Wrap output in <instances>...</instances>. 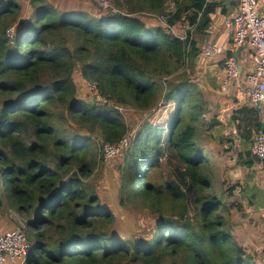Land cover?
I'll use <instances>...</instances> for the list:
<instances>
[{
    "label": "trees",
    "instance_id": "16d2710c",
    "mask_svg": "<svg viewBox=\"0 0 264 264\" xmlns=\"http://www.w3.org/2000/svg\"><path fill=\"white\" fill-rule=\"evenodd\" d=\"M108 1L93 12L0 0V217L8 209L26 217L25 264H264L258 229H249L250 249L242 227L243 198L262 210L264 190L251 176L215 187V161L201 142L234 150L232 136L189 72L200 50L191 30L209 29L223 0ZM143 12L162 15L166 26L148 25ZM78 70L96 86L91 103L78 98ZM121 108L140 112L133 138ZM64 114L76 129H64ZM240 129L249 135L245 123ZM94 134L129 139L118 156L119 197L151 221L145 237L113 231L115 216L90 183L103 154ZM251 152L238 154L242 167H254ZM166 156L179 164L180 181L162 175Z\"/></svg>",
    "mask_w": 264,
    "mask_h": 264
},
{
    "label": "rangeland",
    "instance_id": "374dc122",
    "mask_svg": "<svg viewBox=\"0 0 264 264\" xmlns=\"http://www.w3.org/2000/svg\"><path fill=\"white\" fill-rule=\"evenodd\" d=\"M19 3H24L27 0H17ZM52 3L57 4L58 6H62L66 11L72 10H86V11H99L104 8L109 7L110 1L108 0H50ZM78 1L82 2L85 7L83 9L78 8ZM122 1V0H120ZM167 11H171L173 8L169 5ZM259 7L257 11L259 12ZM26 16L28 17L30 14L29 6L25 9ZM138 16H142L148 25H165L166 22L162 15H155L148 12L138 13ZM15 28H12L14 30ZM187 30V29H186ZM174 33L180 36H184L185 30L181 28H174ZM192 33V32H191ZM185 37V36H184ZM194 69H190L189 72L193 75V79L199 86L202 87L204 91L212 92V88L205 83L203 70L199 68V65L196 63ZM251 66L253 67V57H250ZM75 84L78 88V98L84 102L91 103V99H93V95L95 93L92 91L91 84L87 83L82 79L81 72L78 70L75 72L74 76ZM94 85V84H93ZM213 96V95H212ZM97 98V97H96ZM102 103V101H100ZM105 103V102H103ZM220 105V104H219ZM264 108V104L261 105ZM126 123L129 125H133V129L130 130V137L133 138L136 135L137 127L140 123L139 117L140 112L134 109H120ZM221 109L217 111V117L220 116ZM204 119L209 121V117L204 115ZM64 129L67 131H72L76 129V125H72V122L67 118L66 114H64ZM88 135V134H86ZM94 134L92 136L93 142L97 146H102L105 142L103 139L98 138ZM167 145V144H166ZM202 147H208L210 151V156L214 159L215 163L213 166L216 167V171L218 173V177L215 180V187L220 189L222 182L227 181L230 185H236L238 183L246 182L249 177H253L250 185L254 184L258 185L260 188L264 185V180H256L252 173L255 174L256 171L264 172V165H262L259 161L256 160L253 168H244L240 165L238 159V151L233 146L234 150H231L229 146L227 148H223L222 151L219 147H217L214 143L210 142L209 139L203 138L201 142ZM128 147V146H127ZM127 147L121 150L118 154H106L103 150V154L99 165L96 169V172L91 176V185L95 187L100 195L101 201L103 202V206L106 207L109 211H111L115 216V226L113 227V231L118 235L124 237L125 239H137L140 237H145L150 228V220L146 218L145 215H142L140 212L137 213L129 208H126L121 204V200L119 197V172L117 170L118 164L121 161L120 155ZM226 147V146H225ZM229 147V148H228ZM100 148V147H98ZM102 148V147H101ZM119 156V158H118ZM122 157V155H121ZM100 159V158H99ZM114 159V160H113ZM179 164L175 161L169 159L167 156L162 158V175L168 180L180 181L179 177ZM262 189V188H261ZM239 190H237L236 194L239 196ZM264 190V189H263ZM243 203L246 208V220L242 222V227L245 231L244 236L247 239L245 243L251 249L252 239L249 236V229L255 227L258 229L257 237L259 239V245L257 248L263 251L264 248V208L262 210H254L253 208H249L247 206L246 199L243 198ZM248 217V218H247ZM26 217H22L17 213L16 210L8 209L3 210L0 217V228H3V231H0V235L5 232L15 231L17 229L25 230ZM237 219L239 221L240 215H237ZM148 238V237H146ZM264 256L258 258V260H263ZM17 262H20L17 260ZM11 263V262H10ZM19 264V263H18Z\"/></svg>",
    "mask_w": 264,
    "mask_h": 264
},
{
    "label": "crops",
    "instance_id": "0c3cea01",
    "mask_svg": "<svg viewBox=\"0 0 264 264\" xmlns=\"http://www.w3.org/2000/svg\"><path fill=\"white\" fill-rule=\"evenodd\" d=\"M258 1L260 9L258 13L264 19V0ZM238 9V0H223V5L212 18L210 28L203 33H197L192 29L191 35L200 49L196 63L203 70V75L205 74V83L212 88V92L208 91L213 95L211 100L216 101L218 105L220 104L219 108L221 110L218 119L227 127L225 136H232L231 141H233L236 151L241 153L245 150L251 151L256 134L260 130L264 131V108L261 105H252L247 97L250 88L247 79L254 72L255 64L253 61L254 66L250 67V57H253L250 47L248 45L238 47L234 42L235 28L233 20L238 14ZM206 44L217 45L222 49V54L216 58L204 57L202 51ZM231 57L236 59L241 75L238 83L233 81L229 88L225 90L223 88V80L226 74L225 63ZM256 120L263 122L262 128L258 131L255 127ZM244 123L245 130L249 135L243 134L244 129L242 131L240 129ZM248 123L249 126L247 127ZM248 137L252 138L250 142H247ZM252 174L256 180H264V172L256 171L255 174ZM261 188L264 189V185ZM18 263L25 264V261H9L6 264Z\"/></svg>",
    "mask_w": 264,
    "mask_h": 264
},
{
    "label": "built area",
    "instance_id": "2783aa9c",
    "mask_svg": "<svg viewBox=\"0 0 264 264\" xmlns=\"http://www.w3.org/2000/svg\"><path fill=\"white\" fill-rule=\"evenodd\" d=\"M238 14L233 20L235 28L234 42L238 47L248 45L253 53L255 70L248 76L250 88L247 97L252 105L264 104V19L259 16L258 0H238ZM10 38L14 36V30H8ZM222 54V49L217 45L206 44L203 47L202 55L206 58H216ZM225 79L223 88L227 90L229 85L238 83L240 80L239 65L234 57L226 60ZM92 91L97 93L96 86L91 84ZM105 102V101H104ZM105 104V103H104ZM104 142L102 151L106 154H118L129 145V139L123 138L116 143ZM252 155L264 165V131L260 130L252 144ZM32 251V245L28 234L17 229L0 235V264L9 261L24 262Z\"/></svg>",
    "mask_w": 264,
    "mask_h": 264
},
{
    "label": "water",
    "instance_id": "95a60500",
    "mask_svg": "<svg viewBox=\"0 0 264 264\" xmlns=\"http://www.w3.org/2000/svg\"><path fill=\"white\" fill-rule=\"evenodd\" d=\"M263 129H264V126H263Z\"/></svg>",
    "mask_w": 264,
    "mask_h": 264
},
{
    "label": "bare ground",
    "instance_id": "6f19581e",
    "mask_svg": "<svg viewBox=\"0 0 264 264\" xmlns=\"http://www.w3.org/2000/svg\"><path fill=\"white\" fill-rule=\"evenodd\" d=\"M251 151H252V149H251Z\"/></svg>",
    "mask_w": 264,
    "mask_h": 264
}]
</instances>
